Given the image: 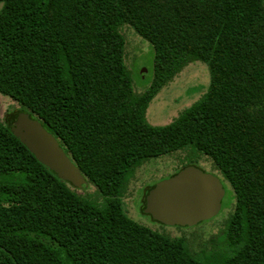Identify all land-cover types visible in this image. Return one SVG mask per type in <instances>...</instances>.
Masks as SVG:
<instances>
[{
	"label": "trees",
	"instance_id": "obj_1",
	"mask_svg": "<svg viewBox=\"0 0 264 264\" xmlns=\"http://www.w3.org/2000/svg\"><path fill=\"white\" fill-rule=\"evenodd\" d=\"M126 29L154 49L143 93ZM197 62L209 69L206 92L151 125L152 102ZM0 95L18 105L0 119V264H264V0H0ZM20 113L59 141L87 188L14 136ZM170 157L179 164L159 182L194 166L234 197L198 251L127 211L136 173Z\"/></svg>",
	"mask_w": 264,
	"mask_h": 264
},
{
	"label": "rangeland",
	"instance_id": "obj_2",
	"mask_svg": "<svg viewBox=\"0 0 264 264\" xmlns=\"http://www.w3.org/2000/svg\"><path fill=\"white\" fill-rule=\"evenodd\" d=\"M124 34L127 38L126 62L132 72L134 87L137 92L143 93L149 88L154 77V49L150 43L144 41L138 35L136 36L131 29H126ZM209 84L210 73L207 65L200 62L189 65L152 102L147 112L148 122L153 126L169 125L182 111L191 107L202 97ZM17 108L18 105L12 100L0 95V119H4L11 109L16 110ZM177 164H179L177 158L170 157L144 166L131 181L125 203L129 216L137 222L156 231L165 232L172 237L186 235L191 239L196 251H198V245L206 248L209 244L208 239L212 234H218L221 227L223 228L224 220L231 211V209H228L231 207L234 197L230 188L226 185V196L223 201L222 211L213 220L190 228L196 230V233L192 232L193 236L189 235L191 231L183 234L182 231L175 228L166 227L163 230L150 217L143 215V194L150 185L159 183V180L164 175L173 173V169ZM88 192L94 193L95 189L92 188ZM224 215L225 217L222 218ZM215 220L219 221L216 224H209Z\"/></svg>",
	"mask_w": 264,
	"mask_h": 264
},
{
	"label": "water",
	"instance_id": "obj_3",
	"mask_svg": "<svg viewBox=\"0 0 264 264\" xmlns=\"http://www.w3.org/2000/svg\"><path fill=\"white\" fill-rule=\"evenodd\" d=\"M12 133L60 180L75 189L88 187L79 168L39 120L20 113L13 120ZM225 196L220 178L190 166L157 183L148 192L144 214L165 227L194 228L220 214Z\"/></svg>",
	"mask_w": 264,
	"mask_h": 264
}]
</instances>
